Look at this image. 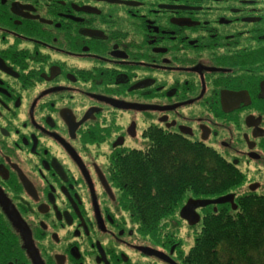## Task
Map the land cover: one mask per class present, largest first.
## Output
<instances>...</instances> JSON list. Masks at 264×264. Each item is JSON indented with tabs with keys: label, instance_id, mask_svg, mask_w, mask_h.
<instances>
[{
	"label": "flooded vegetation",
	"instance_id": "af4514ba",
	"mask_svg": "<svg viewBox=\"0 0 264 264\" xmlns=\"http://www.w3.org/2000/svg\"><path fill=\"white\" fill-rule=\"evenodd\" d=\"M155 132L264 196V0H0V264H187L201 198L148 229L125 188Z\"/></svg>",
	"mask_w": 264,
	"mask_h": 264
},
{
	"label": "trees",
	"instance_id": "16d2710c",
	"mask_svg": "<svg viewBox=\"0 0 264 264\" xmlns=\"http://www.w3.org/2000/svg\"><path fill=\"white\" fill-rule=\"evenodd\" d=\"M146 151L125 160L130 208L148 229L177 213L186 194L215 198L235 193L229 204L209 205L187 264H264V196L241 191L245 174L201 143L152 133ZM238 193V194H237ZM215 209V210H213Z\"/></svg>",
	"mask_w": 264,
	"mask_h": 264
},
{
	"label": "water",
	"instance_id": "95a60500",
	"mask_svg": "<svg viewBox=\"0 0 264 264\" xmlns=\"http://www.w3.org/2000/svg\"><path fill=\"white\" fill-rule=\"evenodd\" d=\"M234 194H226L223 196L215 197V198H201L195 200H189L187 203L181 208L180 216L183 218H192L195 214V209L199 207H206L208 205H218L224 204L227 202L233 203ZM237 205L232 204V209H236ZM215 210V209H214Z\"/></svg>",
	"mask_w": 264,
	"mask_h": 264
},
{
	"label": "rangeland",
	"instance_id": "374dc122",
	"mask_svg": "<svg viewBox=\"0 0 264 264\" xmlns=\"http://www.w3.org/2000/svg\"><path fill=\"white\" fill-rule=\"evenodd\" d=\"M244 190H247L248 191V189L246 188V187H243V188H240L239 189V191L238 192H241V191H244ZM238 194V193H237ZM187 195H189V194H186L185 195V197L187 196ZM185 199V198H184ZM184 201V200H183ZM199 231H200V224H199V226H196V227H194L193 228V234H192V231H187L186 229H182L181 230V233L183 234V235H185L186 236V239H187V245H189V246H193V244H194V240H191V237H192V235L194 236V238H195V236L199 233Z\"/></svg>",
	"mask_w": 264,
	"mask_h": 264
}]
</instances>
